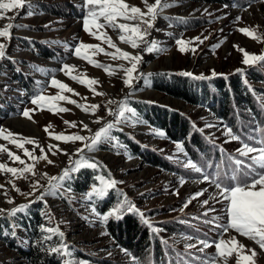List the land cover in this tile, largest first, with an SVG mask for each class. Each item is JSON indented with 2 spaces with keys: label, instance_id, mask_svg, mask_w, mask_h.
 I'll return each mask as SVG.
<instances>
[{
  "label": "rangeland",
  "instance_id": "obj_1",
  "mask_svg": "<svg viewBox=\"0 0 264 264\" xmlns=\"http://www.w3.org/2000/svg\"><path fill=\"white\" fill-rule=\"evenodd\" d=\"M60 2L74 4L77 12L71 10L62 17L47 13L46 7L49 4ZM124 2L146 11L142 0H124ZM168 2L172 6L164 8L163 12L157 16L153 27L149 29L150 35L146 37L149 42L154 40L158 48L163 51H142L144 44H141L140 48L133 49L130 44L121 42L119 39L120 35L127 37V32H121L119 28L113 29L107 25L99 30L89 25L92 32L102 37L96 39L84 28L83 18L87 15V8L83 6V0H26L23 8L8 11L4 14L5 18H0V30L9 23L26 26L13 27L10 30V39L0 37V44L5 45V57L0 58V105L3 106V109H0V128L5 130L4 135L8 132L13 134L8 140L0 137V146L6 147L24 161L20 163L10 158L7 152H0V164L17 169L34 165L33 171L36 173L33 175L31 172H25L23 176H20L19 173L13 175L0 169V185L3 186L0 187V209L5 210L0 213V218L9 216L10 210L20 205L38 204L46 225L63 233L66 246L71 252V256H66V259L83 261L85 264H135L132 260L133 255H126L123 251L126 249L111 237L107 227L110 215L101 214L96 209L97 200L105 197L112 188H119L136 203L139 212L143 213L144 221H147L146 224L152 228H155V223L177 219L183 215L198 220L201 224L196 226L203 234L200 237L165 233L160 230L165 241L172 240L175 246L190 250V255L197 257L195 264H205L209 258L217 256L214 244L204 248L198 241L207 240L211 243L223 238L226 241L224 248H229L232 247V237H235L238 242L236 252L218 257L215 264H225V261L226 264H237V253L242 251L244 255H250L248 249H255L257 252L254 258L255 264H264V250H261L254 241L241 236L234 230L229 229L227 233H224L221 227H217V225L228 223L227 204L226 202L217 203L211 198L217 190L213 184L202 180L203 175L187 178L177 172L145 164L141 158L131 155L121 143L117 145L116 141L99 143L95 151L90 152L84 149L83 153L72 155L76 153V149L83 147V143H90V138L106 122L113 121L114 118L107 113L108 107L117 109L119 102L123 101L128 108H131L129 100L133 98L158 103L186 114L199 124L211 140L221 145L223 150L235 154L236 160H245L244 167L249 169L252 175L264 171L251 159L257 153L244 156L239 151L244 144L257 149L261 148V145L250 144L240 138L232 139L227 134L229 128L225 122L217 118L205 104L191 105L180 98L157 92L150 78L155 72L180 74L189 72L192 73L189 77L204 76L206 77L204 79H213L218 76L226 78L234 74H241L243 78H246L248 71L259 66L262 61L255 64H243L244 51L250 55H264V0H251L244 6L234 3L230 5L194 3L191 0H168ZM148 3H154V0H148ZM29 4L31 7L28 6ZM30 12L31 15H29ZM172 18H196L202 22L192 29L183 30L172 23L170 20ZM100 23L104 21L101 20ZM116 23L135 24L137 22L117 18ZM244 28L252 31L257 38L239 31ZM104 34L111 38L115 48L104 41ZM196 37L200 39L196 40ZM180 39L185 41L186 51L184 52L179 50L181 46L176 43ZM81 43L99 45L104 49V52H98L95 49L81 50L82 54L87 52L94 63L104 67H96L88 60L74 54V47ZM44 47L54 51L48 58L44 57L46 54ZM117 48L133 55L139 53L142 56L136 72L133 73L135 78L130 86L125 85L124 80L127 77L122 70V68L131 67L130 62L122 58L113 60L111 55L105 54L116 53ZM116 55L119 56V53ZM64 64L74 65L71 76H78L85 82L80 83L72 79L70 75H65V71L62 70ZM108 66L113 69L111 75L105 70ZM17 68L37 80L38 94H41L43 89L42 94L46 97L60 94L76 103L54 100L43 110L30 113L31 119L23 116L22 113L26 109L37 108V105L31 103L34 97L22 86L19 75L16 73ZM238 69L241 71H237ZM213 72L216 75H213ZM53 78L66 84L72 91H61L51 86ZM90 79H95L98 83L89 86L87 81ZM246 83L251 89L264 85L251 82L248 78ZM92 88L95 89V93H104V95L95 94ZM258 96L261 95L258 94ZM261 99L264 104V99ZM109 100L117 103L108 105ZM93 104L100 106L95 113L84 110V107H90ZM53 105H55L54 108ZM60 108H65L67 111H59ZM135 113L133 117L130 112H126L125 115L131 119L117 124L115 128L122 129L141 143L167 154L182 168L194 169L186 166L190 162L189 156L181 143L168 139L164 131L151 126L142 115L136 111ZM98 117L104 119L97 123ZM65 121L75 122L76 126L72 127ZM81 122L87 124L88 128L85 129ZM46 127L47 131H45ZM115 128L110 132L113 137ZM60 134L83 135L89 137V140L65 142L54 139ZM13 138L18 143H23L25 139H31L35 143H24L22 148H18L16 144L11 143ZM178 144L182 145L183 151L178 150ZM25 149L35 157L46 155L47 159L52 160L53 163L49 164L44 159L33 160L25 155ZM81 157L88 162L97 159L104 164L111 177L99 176L104 177L105 180H115L116 184L106 188L103 197L93 194L89 199L88 193L93 191L94 186L90 187L85 194H79L65 187V183L69 180L66 179L62 182L63 187L59 189L58 194H46L42 200L37 199L48 186L47 177L61 175L62 170L73 166L70 160L75 161ZM89 158H91L90 161ZM44 173H47V177L43 175ZM73 173L71 172L70 176ZM37 180L42 187L34 192L32 185ZM95 187L100 188L104 185L99 180V184ZM198 192L203 194L193 199ZM29 193L32 194L29 195ZM9 200L12 203H9ZM205 200H208V204L202 206ZM145 212H150L151 216L147 218ZM205 212L207 215H204ZM203 215L205 217L201 219ZM104 216H107L106 220L103 219ZM15 226H17L16 231L21 243L24 247H28L27 233L18 225ZM188 244L196 246L188 248L186 247ZM241 244L244 245L243 250L239 248ZM201 248L203 251H200ZM80 251L91 258L105 262L83 257L76 258V253ZM0 264H28L15 249L7 246L2 234H0Z\"/></svg>",
  "mask_w": 264,
  "mask_h": 264
},
{
  "label": "trees",
  "instance_id": "obj_2",
  "mask_svg": "<svg viewBox=\"0 0 264 264\" xmlns=\"http://www.w3.org/2000/svg\"><path fill=\"white\" fill-rule=\"evenodd\" d=\"M191 1L224 5L234 3L244 6L251 0ZM71 10L77 12V7L72 3L64 2L49 4L46 7L47 13L56 17L65 16ZM170 20L183 30L192 29L202 22L196 18H172ZM44 49L46 50L44 57L47 58L54 52L48 47ZM16 73L19 75L22 86L32 97H35L39 93L37 80L20 69L16 70ZM150 78L157 92L180 98L191 105L205 104L217 118L225 122L232 134L250 144L264 147V143H261L264 141V104L261 102V98L264 99V85L251 89L246 83V78H248L251 82L264 84V61L259 66L250 69L246 78H243L241 74H234L226 78L218 76L213 79L200 80L169 72H155ZM129 105L151 126L164 131L168 139L181 143L188 152L189 161L202 171L182 168L167 154L141 143L130 133L115 128L114 137L131 155L141 158L145 164L174 171L187 178H196L204 174L215 177L219 174L226 183L231 182L226 177H231L233 174H237L240 180L252 175L244 164L239 166L236 164L235 154L223 150L217 142L206 135L195 120L186 114L146 100L132 98L129 100ZM0 109H3V106L0 105ZM92 162H97L99 166L97 168L83 167L74 172L65 183V187L75 193L85 194L90 187L99 184L97 179L99 175L109 177V170L104 164L97 159H92ZM95 204L99 213L110 215L107 227L111 237L133 257H136L141 264H195L197 261L195 255H190V250L175 246L172 240L165 241L160 230L165 233L200 237L203 234L196 226L200 223L198 220L183 215L177 219L155 223V228H152L140 215L136 203L119 188H112ZM132 205L135 206V210L130 211L129 208ZM145 214L147 218L151 216L150 212H145ZM201 217L204 219L205 216ZM15 225L27 233L28 247H24L21 243ZM42 229L52 228L46 225L38 204H28L14 215L0 218V234L3 235L7 246L15 249L28 264H64L66 256L50 251L52 248H62L67 245L63 236ZM46 236H51V239H45ZM75 257L101 261L81 251L76 253Z\"/></svg>",
  "mask_w": 264,
  "mask_h": 264
},
{
  "label": "snow or ice",
  "instance_id": "obj_3",
  "mask_svg": "<svg viewBox=\"0 0 264 264\" xmlns=\"http://www.w3.org/2000/svg\"><path fill=\"white\" fill-rule=\"evenodd\" d=\"M146 7V11H142L141 8L136 6H129L127 3L124 2V0H83V6L87 8V15L83 18V24L86 31H89L91 35L95 36L96 39H101L102 37L100 35H97L95 32H92L89 28V25H93L97 30L104 28L106 25L109 27H112L113 29L119 28L121 32H127V37L125 35H120L119 39L121 42L130 44L131 48L137 49L140 48L141 44H144L145 47L142 49V51L146 52H152V51H163V49H159L156 42L153 40L149 42L146 37L150 35L149 29L153 27V22L156 20L157 16L163 12L164 8L171 7L172 4L168 2V0H154V3L149 4L148 0H142ZM26 4V0H0V18H5L4 14L8 11L14 10V9H20L23 8ZM31 7V5H28ZM250 7V5H249ZM32 13L30 12L29 15ZM147 17V19L145 18ZM117 18L123 19L125 21H136L135 24H127V23H116ZM103 20L104 23H100V21ZM237 20H239V17H237ZM13 27H26L24 25H13L12 23H9L4 26L2 30H0V37H10V30ZM239 31L245 33L246 35L252 37H255L254 33L250 31L247 28L239 29ZM103 39L108 45L112 48H115L116 46L112 43L111 38L107 37L106 34L103 35ZM196 40H199V37L195 38ZM207 39V37H205ZM203 41H201L202 43ZM176 43L180 45V51L184 52L186 51V48L184 47L185 41L182 39L177 40ZM238 47V46H235ZM82 49H95L98 52H104V49L101 48L99 45H85L81 43L79 46L74 47V54L82 59L88 60L89 63H93L96 67H104L101 64L94 63L88 56L87 52H84L82 54ZM192 51H195V49H192ZM241 51H244L241 49ZM116 53H119V56L116 55ZM116 53H105L106 55H111L112 59H119L122 58L124 60H127L130 62L131 67L128 68H122V70L125 72V75L127 79L124 80L125 85L130 86L132 80L135 78L133 76V73L136 72L137 66L142 60V56L138 54H131L127 51H122L120 49H116ZM5 57V45L0 44V58ZM259 61H264V55H250L246 51H244V59L243 64H255ZM122 67V66H121ZM74 65H63V71H65V75H70L72 71L74 70ZM108 73L111 75L113 74V69L111 66H108L106 69ZM237 71H241L238 69ZM186 76H192V73L185 72L182 73ZM213 75H216L215 72H213ZM72 79L78 80L80 83H84L85 81L80 79L78 76H71ZM196 79H204L206 77L200 76V77H194ZM98 83L95 79H90L87 81V84L89 86L94 85ZM51 86L59 88L61 91L67 90L69 92L72 91V89L68 88V86L59 80H56L53 78L51 80ZM95 93V89H91ZM43 89L41 90V94H37L31 101L33 105H37V108L34 109H26L22 115L31 119L30 113H33L37 110H43L51 101L59 100V101H65L67 100L69 103H76L74 100H70L68 97L64 95L57 94L56 96L46 97L42 94ZM98 95H104V93H95ZM114 103H117L116 101L109 100L108 105H112ZM78 107H83L81 105H77ZM53 108L55 105L52 106ZM99 105L93 104L90 107H84L85 111L91 110L93 113L99 108ZM51 110V109H50ZM59 111H67L65 108H60ZM126 112H130L133 117H135L136 113L134 109L128 108L126 104L121 101L119 102V107L117 109H113L111 107L107 108V113L109 116H112L114 119L113 121L106 122L99 130H97L94 135L90 138V143H83L82 148L76 149V154H81L84 152V149H87L88 151H95L96 146L99 143L103 142H111L116 141L117 145H119V141L116 139V137H113L110 135V132L113 128L116 127L117 124L123 123L125 120L131 119V117H128L125 115ZM101 119H104L103 117L97 118V123ZM65 123H70V126L75 127V122H68L65 121ZM83 124V122H81ZM211 126V125H209ZM83 127L85 129L88 128L87 124H83ZM45 131H47V127L45 128ZM202 131V130H201ZM5 130L0 128V137H2L5 140H8L9 137H12L13 134L11 132H8L7 135H4ZM160 135H163V133H159ZM228 135L232 137V139H239V137L232 135L231 129L228 130ZM54 139L58 141H80L85 142L89 140V137H85L83 135H73V136H65L63 134L56 135ZM11 143L16 144L18 148H22L24 143H35V141L31 139H25L23 143H18L14 138L11 140ZM261 143H264V141H261ZM39 147V145H37ZM178 150L183 151L182 145H177ZM62 151V150H61ZM241 155L247 156L249 153H257V155H254L251 157L254 164L258 165L261 169H264V147H261L259 149L249 146L248 144H244L243 148L239 150ZM0 152H7L8 156L10 158H13L14 160L20 161V163H24L20 159L19 156L14 155L11 151H9L6 147L0 146ZM41 152H43V149H41ZM65 155H69V153H64ZM25 155L29 156L33 160H47L49 164H52V160H48L46 155H42L40 157H35L32 155L31 152H29L27 149H25ZM55 155V153H53ZM91 158H89V161ZM70 164H72V167L65 168L62 170L61 175L59 176H53V177H47V173H44L43 175L48 178V186L45 188L44 192H41L40 196L37 197V199L42 200L44 196L47 195H56L58 194L59 189L63 187V181L66 179H70V173L78 171L80 167L87 166L91 168H97L99 165L97 162H88L81 157V159H77L75 161L70 160ZM236 164L242 165L243 162L240 160L236 161ZM189 167H192L197 172H201L202 170L200 168H197L194 164H191L190 162L186 165ZM0 169L7 171L9 173H12L13 175H17L19 173L20 176H23L25 172H31L33 175L36 173L33 171L34 165L27 166L23 169H17L12 167H7L5 164H0ZM247 175V174H246ZM111 174L109 173V177ZM26 178V177H25ZM98 180L104 185V187H93V191L88 193L89 199L95 194L97 197H103L105 194L106 188H111L116 184L115 180L108 179L105 180L104 177L98 176ZM227 180L231 181L230 183H226L225 179H221L219 174H217L215 177L209 176L207 174H204L202 176L203 181H208L211 184H213L216 188V193L214 196H212V199H215L217 203L220 202H226L227 208V216H228V223L227 225H217V227H221L223 229L224 233H227L229 229L234 230L235 232L239 233L241 236L247 237L248 239L255 242L256 245L259 246L261 250H264V171L257 172L253 175H251L249 178L240 180L238 178L237 174H233L231 177H226ZM183 182V181H182ZM0 187H3L0 185ZM34 192L38 191L40 187H42L39 183V181H35L32 185ZM19 191V189H17ZM32 193H29L31 195ZM203 192H198L195 194L193 199L196 197L202 195ZM9 203H12L11 200L8 201ZM191 201H189L190 203ZM208 200L203 201V205H207ZM27 207V205H20L18 208H13L10 210L9 214L14 215L16 212L23 210V208ZM185 207H187V204H185ZM130 211L135 210V206L132 205L129 208ZM5 210L0 209V213H3ZM209 211H214V209H209ZM141 216H143V213H140ZM204 215H207V212L204 213ZM103 219H107V216H104ZM147 222V221H146ZM211 223V221H208ZM43 231H47L53 234H59L60 236H63L62 232H59L58 229H42ZM45 239H51V236H46ZM187 239H192V237H187ZM198 243L202 244L204 248L211 247L213 244L215 245L217 249V256L209 258L207 261H205V264H215V261L220 256L231 255L233 252H236L237 244L235 237L231 238V244L232 247L224 248V245L226 244V241L223 240V238L208 242L207 240H200ZM194 244H188L186 247L192 248L195 247ZM239 248L241 250L244 249V245H239ZM51 252L59 253L64 256H71V252L68 249L66 245L62 246V248H52L50 249ZM125 251L126 255L131 256V253H129L127 250ZM200 251H203V248L200 249ZM248 251L251 253L250 255H244L243 252L237 253V264H255L254 258L257 256V252L255 249H248ZM132 260L135 262V264H139V261L136 257H132ZM64 264H85L83 261H74L71 259H66L64 261ZM226 264V261H225Z\"/></svg>",
  "mask_w": 264,
  "mask_h": 264
}]
</instances>
